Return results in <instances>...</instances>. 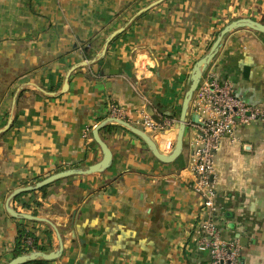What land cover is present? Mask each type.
<instances>
[{
	"label": "crops",
	"instance_id": "1",
	"mask_svg": "<svg viewBox=\"0 0 264 264\" xmlns=\"http://www.w3.org/2000/svg\"><path fill=\"white\" fill-rule=\"evenodd\" d=\"M154 1L0 0V130L12 117L0 134V264L12 259L19 224L36 234L40 252L58 250L49 224L7 213L15 189L98 163L102 152L92 131L110 105L132 120L145 112L164 122L149 136L169 154L195 62L231 21L264 19V0H164L135 17ZM83 61L89 64L70 74L61 93L68 70ZM202 77L229 81L246 104L264 106V34L247 28L227 34ZM193 113L190 103L183 149L171 163L110 124L99 130L112 153L107 169L63 178L9 203L56 227L63 248L47 264H209L192 241L204 215L188 169L197 135L189 124ZM233 136L221 140L215 157L219 226L222 238H243L240 264H264V122L237 125Z\"/></svg>",
	"mask_w": 264,
	"mask_h": 264
},
{
	"label": "built area",
	"instance_id": "2",
	"mask_svg": "<svg viewBox=\"0 0 264 264\" xmlns=\"http://www.w3.org/2000/svg\"><path fill=\"white\" fill-rule=\"evenodd\" d=\"M191 109L198 116V123H189L197 131L191 142L188 169L194 179L192 191L202 199L204 215L198 220L192 232L196 254H206L209 264H240L241 247L238 239L222 238L220 222L223 213L215 203L214 164L220 142L224 137L234 138L237 125L264 122V106H250L233 94L229 81H218L214 77H201L193 94ZM106 119L111 125L120 126L114 120L130 125L138 124L150 135L164 128L148 113L141 112L132 120L125 110L116 105L108 107ZM169 150L173 148L168 146ZM31 246L32 242L29 240Z\"/></svg>",
	"mask_w": 264,
	"mask_h": 264
},
{
	"label": "water",
	"instance_id": "3",
	"mask_svg": "<svg viewBox=\"0 0 264 264\" xmlns=\"http://www.w3.org/2000/svg\"><path fill=\"white\" fill-rule=\"evenodd\" d=\"M163 1L164 0L154 1L153 3L149 4L147 7L140 9L136 13L135 17H137V16L141 15L142 13L148 11L149 9H151L154 6H157L158 4L162 3ZM242 28H247L249 30H253L255 32L264 34V24L263 23L251 20L249 18H240V19H236L234 21H231L230 23L225 25L219 31V33L217 34L215 40L211 44L207 53L203 57H201L198 61H196L194 66L192 67V70H191V73L189 76V83H188L187 89L184 93V97H183L181 108H180V113H179V118H178V129H177L175 143H174L173 148L169 154L165 155V154L161 153L158 150L154 141L151 139V137L148 134H146L145 132H143L142 130H140L136 127H133L132 125H130L126 122L120 121V120H114V121L118 125H120V127L127 129L133 135L137 136L146 145V147L148 148L150 153L154 156V158H156L158 161H160L164 164L171 163V162L175 161L180 156L182 149H183L184 134H185L186 126L188 124L187 117H188V112H189V106H190L193 94L196 91V89L200 83L203 71L208 66V64L212 61L215 54L218 52V49L221 47V44H222L224 37L227 34H229L230 32L237 30V29H242ZM123 30H124V27L119 28V29L115 30L114 32H112L106 38L105 43L103 45V48L100 51V53L97 55L96 59H101L104 56L106 49L108 47V44L117 35L122 33ZM94 61L95 60H92V62H94ZM87 64H89L88 61L87 62L83 61L79 65L73 66L72 68H70V70H68V72L66 73L65 78H64V83H63V86L61 89V93L66 92L68 89V79L70 77V74L77 67L85 66ZM246 73H247V68H244V74H246ZM155 121L159 124L162 123L161 121H159L157 119H155ZM191 121H192V123H198V116L195 113H193L191 115ZM111 122L112 121L110 119H105L100 124H98L94 128V130L92 131L93 140L98 145V147L100 148V150L102 152V158L98 163L90 166L86 171H83V170H67V171H62V172L52 174V175L36 182L32 186H25V187L15 189L8 196V198L6 200V204H5V208H6L7 213L13 218H22V219L28 220V221H35V222H42V223L49 224L53 228V230L56 234V238H57V242H58V250L56 252H51L48 254L42 253L40 251H31V252H28L26 254L12 258L6 264H26L28 262H31V261H34L37 259L51 261V260L56 259L59 256V254L62 251L63 246H62L61 237L58 234L56 227L45 218H39V217L30 215V214L15 212L9 206V203L15 197H17L18 195H20L22 193L40 190V189L47 187L50 184H52L58 180H61L63 178H67V177L77 175V174L98 173V172H102L103 170L107 169L111 163L112 153H111L109 147L107 146V144L101 139V137L99 135V130L106 125H110ZM11 123H12V117L9 118L6 126L0 130V134L5 132L9 128ZM236 238L239 241L243 240V238H241L239 235H237Z\"/></svg>",
	"mask_w": 264,
	"mask_h": 264
},
{
	"label": "trees",
	"instance_id": "4",
	"mask_svg": "<svg viewBox=\"0 0 264 264\" xmlns=\"http://www.w3.org/2000/svg\"><path fill=\"white\" fill-rule=\"evenodd\" d=\"M262 23L264 24V19H263ZM109 127H111V126L106 125V126L102 127L100 130L105 131ZM45 189H46V187L40 189V191H44ZM22 195L23 194L17 196L15 198V200ZM32 223H35V222H32ZM48 233L51 235L52 231L50 230ZM29 240L32 242L31 246L28 244ZM36 240H37L36 234L33 233L32 231H30L28 226H25L24 224H19L14 249L12 251V258L26 254V253L31 252L33 250L43 251L42 248L37 247ZM31 263L47 264L48 262H46L44 260H34V261H31Z\"/></svg>",
	"mask_w": 264,
	"mask_h": 264
}]
</instances>
